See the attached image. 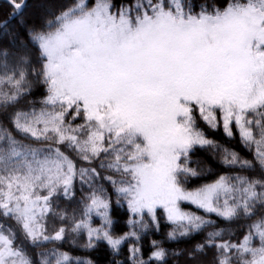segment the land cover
Segmentation results:
<instances>
[{
	"label": "snow or ice",
	"instance_id": "snow-or-ice-1",
	"mask_svg": "<svg viewBox=\"0 0 264 264\" xmlns=\"http://www.w3.org/2000/svg\"><path fill=\"white\" fill-rule=\"evenodd\" d=\"M0 264H264V0H0Z\"/></svg>",
	"mask_w": 264,
	"mask_h": 264
}]
</instances>
